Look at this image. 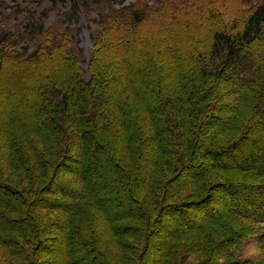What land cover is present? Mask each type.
Instances as JSON below:
<instances>
[{
  "label": "trees",
  "instance_id": "1",
  "mask_svg": "<svg viewBox=\"0 0 264 264\" xmlns=\"http://www.w3.org/2000/svg\"><path fill=\"white\" fill-rule=\"evenodd\" d=\"M69 1L76 7L69 22L80 8L99 17L86 71L64 25L49 27L27 9L0 25V264H58L59 241L63 264H264L263 248L258 258H238L249 232L223 228V211L210 206L225 191L218 197L225 213L235 205V218L264 223V0H235L237 19L230 0H133L119 8L115 0ZM202 19L204 44L183 43ZM144 33L152 37L139 42ZM171 59L176 71L166 74ZM221 87L232 103L246 97L256 118L214 142L231 117L216 98ZM119 132L124 143L112 139ZM232 167L260 184L227 182L222 172ZM242 203L254 211L245 214ZM179 205L209 206L204 222L182 220L201 240L161 234ZM94 217L107 232L96 230Z\"/></svg>",
  "mask_w": 264,
  "mask_h": 264
},
{
  "label": "rangeland",
  "instance_id": "2",
  "mask_svg": "<svg viewBox=\"0 0 264 264\" xmlns=\"http://www.w3.org/2000/svg\"><path fill=\"white\" fill-rule=\"evenodd\" d=\"M133 0H115L114 2V7L119 8L123 4V6L127 3H131ZM16 4H19V7L16 6ZM153 4V2L151 3ZM23 5V7H22ZM17 10H15V8ZM229 7V12L232 16V19H237L241 17L242 12L240 8L242 7L241 5H238V2L235 0H230V3L228 5ZM30 13L38 14L40 16V23H46L49 27H54V26H59V25H64V30L68 29L71 31L70 32V40L73 44V46L77 47V50L79 51L80 48L83 50V56L81 58V67L84 71L88 69V63L89 59L91 57V53L93 51V42H94V36L97 32L98 29V20L99 17H97L96 13H92L91 16L87 14H82V9L80 8L79 14L71 21L69 22V19L67 17H70L76 10V7L74 6L73 1L69 0H0V25L4 23H13L15 24V13H23L27 10ZM8 16L10 18H8ZM20 18V17H19ZM197 21V20H196ZM196 21L193 22V28L189 31L186 32L185 35H182L181 41L186 44V41H191V42H201L202 44L203 41L207 40V37L209 35L208 28L203 27V23H209L206 22L204 19L199 20L200 23H195ZM69 23V24H68ZM69 32V31H68ZM142 35V34H141ZM152 37V33H144L141 38H138L139 42H142L144 38ZM157 40L156 37H153L152 41ZM141 46V44H140ZM181 46V45H180ZM178 45V47H180ZM138 49H141V47H138ZM187 55H185L186 57ZM173 58V57H171ZM173 60V61H172ZM170 61V66L168 70H166V74H172L175 73L176 69L173 66L176 63V60L171 59ZM122 65V61L119 63V67ZM166 65V64H165ZM6 80L10 84L11 88L16 92L18 89V84L15 82V78L13 74L9 71L8 74L6 75ZM219 91L216 93V98L219 99V101L227 106V109H225L223 115L228 117V115H231V117L225 118V120H221L223 124H220L219 130L214 133V142L217 140L224 139L226 136L230 135H235L236 129L238 131H243V128L248 125L251 121H254L256 116L254 112L250 111L248 108V102L246 100V97L242 100V102H236L232 103V98L231 93L228 92L229 90L224 89L221 87V89H218ZM230 94V95H229ZM245 94V93H244ZM243 92L242 95L244 96ZM229 96L228 98H223L222 97ZM17 109V107H16ZM235 111V113H233ZM5 112H8V109H5ZM223 116V117H224ZM236 120V122H234ZM231 121V122H230ZM233 121V122H232ZM243 122L244 125H241ZM226 124V125H225ZM240 124V125H239ZM238 126V127H237ZM237 131V132H238ZM119 135V136H118ZM125 135V132H123L122 136L120 132L116 134L115 136L112 137L115 142H119L121 139V142L124 143L123 141V136ZM117 148V146H116ZM117 150V149H116ZM149 159L151 162V165L154 167V158L152 157V154H149ZM72 165V164H71ZM219 174L220 170H216ZM225 172H222L223 174L226 175L227 182L237 184V185H245V186H256L257 184H260V178H252L250 175V172L248 169H242L241 167H235V168H229V169H224ZM228 184V183H227ZM219 195H228L227 192L222 191L220 193H216L213 197L212 202V208H216V211H223V228L229 227V229L233 230L234 232L239 231L241 232V235L246 232L248 236L246 239L242 242L240 247L238 248V258L241 259L242 261L248 260L251 258H258L259 255H261L262 248L264 249V223L259 222L256 218V216H253L254 219L251 216L250 219H241V218H235V215L233 213V209H236L235 205L232 206L231 209V214L225 213L224 212V205L221 206V203H219ZM231 197V196H230ZM232 197H235L237 202L238 199L236 197V194L233 193ZM234 202V201H233ZM243 205L240 206L241 209L244 210V206L246 207V203H242ZM182 211L181 214L178 213H170L169 216L166 217V225L164 227H161V234L165 235L168 233H176V232H184V233H191V234H196L198 236V239L201 240L202 238L199 237L198 233H195L197 231L194 230V228H188L185 225L182 226L183 223V218L184 221L187 223V220L191 219H199L200 221L208 219V215L204 214L206 211L208 212L209 206L208 207H201V206H195V207H189V206H181L179 205ZM253 212L254 210H251L246 207V210H244L245 214H249L247 212ZM180 213V212H179ZM264 213V212H263ZM106 216L108 217V212H105ZM254 214V213H253ZM258 215V214H254ZM264 215V214H262ZM222 216V214H221ZM238 216V215H237ZM262 218L261 216H259ZM187 219V220H186ZM197 220V221H199ZM94 224L98 227L100 234H103L104 232H107L108 230V224L106 225L105 220L102 218H97L94 217ZM198 223V222H196ZM215 228V226L213 227ZM219 227L215 228L214 230L210 231L209 233H216L215 230H218ZM224 230H220V233H223ZM200 233V232H199ZM173 236V235H172ZM171 236V237H172ZM170 237V238H171ZM217 236H212L211 237V243L210 245L215 246L216 242L215 241ZM187 240H193L192 239H187ZM218 240V237H217ZM196 242H188L186 244L184 242V245L187 246L186 250L184 251L186 253V257L191 255V251L194 249ZM178 244V243H177ZM182 247V244H179ZM263 246V247H262ZM54 249L56 252V262L58 264H63V262L66 260L65 258V247L62 242L59 241V243L54 244ZM220 253H215L211 252V257H218ZM196 258V257H195ZM200 261H201V256H200ZM220 262V261H219Z\"/></svg>",
  "mask_w": 264,
  "mask_h": 264
}]
</instances>
